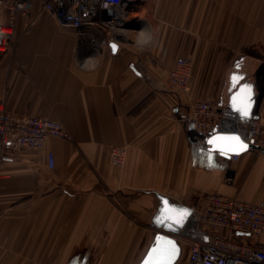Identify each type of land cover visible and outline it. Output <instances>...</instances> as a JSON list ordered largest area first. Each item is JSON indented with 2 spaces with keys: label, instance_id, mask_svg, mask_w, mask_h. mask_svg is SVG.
<instances>
[{
  "label": "crops",
  "instance_id": "0c3cea01",
  "mask_svg": "<svg viewBox=\"0 0 264 264\" xmlns=\"http://www.w3.org/2000/svg\"><path fill=\"white\" fill-rule=\"evenodd\" d=\"M44 1L31 0L13 49L0 52V101L72 138L50 137L0 167V264H138L158 193L187 205L209 194L264 203V151L208 163L188 119L192 101L224 107L236 96L264 126V0H142L148 18L115 52L62 26ZM179 57L193 60L189 94L167 83ZM116 146L127 148L121 167ZM249 241L264 250V239Z\"/></svg>",
  "mask_w": 264,
  "mask_h": 264
},
{
  "label": "built area",
  "instance_id": "2783aa9c",
  "mask_svg": "<svg viewBox=\"0 0 264 264\" xmlns=\"http://www.w3.org/2000/svg\"><path fill=\"white\" fill-rule=\"evenodd\" d=\"M142 0H45L44 8L65 27L93 42L107 44L132 28L141 17ZM31 0H0V13H8L0 23V52L13 49L17 21L29 15ZM193 60L179 57L167 78L171 90L189 94ZM188 119L201 134L214 129L237 133L247 142L264 147V126L257 119H243L224 105L211 101L191 102ZM50 137H72L56 120L8 110L0 101V167L6 159L27 147H43ZM127 148L111 149L116 167L125 164ZM238 156H234L237 158ZM53 165V154L50 155ZM192 212L178 232L169 234L188 248L187 264H264V250L249 240L264 239V203H248L234 196L209 194L189 205ZM163 231V230H162Z\"/></svg>",
  "mask_w": 264,
  "mask_h": 264
},
{
  "label": "water",
  "instance_id": "95a60500",
  "mask_svg": "<svg viewBox=\"0 0 264 264\" xmlns=\"http://www.w3.org/2000/svg\"><path fill=\"white\" fill-rule=\"evenodd\" d=\"M110 46L115 52L118 45L112 41ZM246 85H243L245 87ZM250 89L252 85H249ZM250 97H253L250 92ZM236 96L232 97L230 104L227 107L239 114L243 119H256L251 113L250 107L253 101L249 104L245 103L244 108H241L235 102ZM248 114L245 116L244 113ZM203 139V149L208 163L215 164L216 156L222 158H230L233 154H238L251 148L261 149L264 147L245 142L237 133H223L214 129L210 135L198 133ZM244 145H247L245 148ZM161 200V205L153 217L152 227L162 228L163 231H157L153 234L152 240L147 247L144 255L138 264H177L182 255V244L169 233L178 232L183 227L190 216L192 210L189 205L174 201L168 196L157 194ZM176 221H180L177 223ZM78 261H75V264Z\"/></svg>",
  "mask_w": 264,
  "mask_h": 264
},
{
  "label": "rangeland",
  "instance_id": "374dc122",
  "mask_svg": "<svg viewBox=\"0 0 264 264\" xmlns=\"http://www.w3.org/2000/svg\"><path fill=\"white\" fill-rule=\"evenodd\" d=\"M141 17H142V18H143V17L148 18L147 7L144 8L143 10L141 9ZM131 34H133V32H131ZM153 228H156V229L153 230V232H152V236H153V234H154L155 232H157V231H162V228H157V227H153ZM151 239H152V237H151ZM150 241H151V240H150ZM187 255H188V248H187V246L182 245V255H181L179 261L177 262V264H187V262H186V261H187Z\"/></svg>",
  "mask_w": 264,
  "mask_h": 264
},
{
  "label": "snow or ice",
  "instance_id": "6c2138e0",
  "mask_svg": "<svg viewBox=\"0 0 264 264\" xmlns=\"http://www.w3.org/2000/svg\"><path fill=\"white\" fill-rule=\"evenodd\" d=\"M247 114H248L247 112L244 113L245 116H246ZM244 147L246 148L247 145H244ZM176 222H177V223H180V221H176ZM146 264H149V262L146 261Z\"/></svg>",
  "mask_w": 264,
  "mask_h": 264
}]
</instances>
